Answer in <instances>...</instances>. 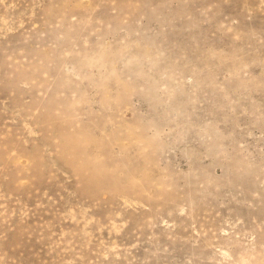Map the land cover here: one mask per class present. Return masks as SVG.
Masks as SVG:
<instances>
[{
    "label": "rangeland",
    "instance_id": "374dc122",
    "mask_svg": "<svg viewBox=\"0 0 264 264\" xmlns=\"http://www.w3.org/2000/svg\"><path fill=\"white\" fill-rule=\"evenodd\" d=\"M0 264H264V0H0Z\"/></svg>",
    "mask_w": 264,
    "mask_h": 264
}]
</instances>
